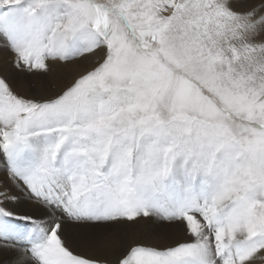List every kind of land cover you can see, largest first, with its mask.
<instances>
[{
    "label": "snow or ice",
    "instance_id": "6c2138e0",
    "mask_svg": "<svg viewBox=\"0 0 264 264\" xmlns=\"http://www.w3.org/2000/svg\"><path fill=\"white\" fill-rule=\"evenodd\" d=\"M0 49L4 264H264V0H0Z\"/></svg>",
    "mask_w": 264,
    "mask_h": 264
},
{
    "label": "bare ground",
    "instance_id": "6f19581e",
    "mask_svg": "<svg viewBox=\"0 0 264 264\" xmlns=\"http://www.w3.org/2000/svg\"><path fill=\"white\" fill-rule=\"evenodd\" d=\"M2 53V49H0V56ZM75 73V70L73 68H61L59 66H57L51 76L48 78L49 80H62L67 76H71ZM53 75H55L56 77L53 78ZM36 83H38V91L40 94H45L46 93V83L47 81H39V80H35ZM20 90L23 94L25 95H30V88L24 84L21 83L20 86ZM169 224V223H167ZM167 231L171 232L172 236H174V238H172L169 241H165L163 239H161V243H175L176 241H180V240H185L187 239V237H185V235L182 232H179L173 225H170L169 227L165 228ZM166 233V232H165ZM153 234V233H152ZM151 235V234H150ZM169 235V234H168ZM164 236V235H163ZM167 236V235H166ZM74 252H78L81 255H92L94 254V252L96 251V249H91V248H78V249H73ZM6 260V257H4L3 255H0V264H4V261Z\"/></svg>",
    "mask_w": 264,
    "mask_h": 264
},
{
    "label": "rangeland",
    "instance_id": "374dc122",
    "mask_svg": "<svg viewBox=\"0 0 264 264\" xmlns=\"http://www.w3.org/2000/svg\"><path fill=\"white\" fill-rule=\"evenodd\" d=\"M7 53H5L2 50L1 56H0V65L3 64V61L6 59L7 57ZM56 76L53 75V78H55ZM33 83L36 85V91H38V83L35 82V80L33 81ZM33 89L30 88V92L32 94ZM39 92V91H38ZM2 174V173H0ZM151 219V218H150ZM157 223L159 224V236L161 237V239L165 240V241H169L172 238H174V236H172L171 232L167 231L165 228L169 227L171 224H167L166 222L163 221H157ZM137 229H138V233L141 236H151L153 235L150 229V225L148 223V221H143L142 223H140L139 225H137ZM166 232V233H165ZM151 234V235H150ZM169 234V235H168ZM164 235V236H163ZM167 235V236H166ZM5 257V256H4Z\"/></svg>",
    "mask_w": 264,
    "mask_h": 264
}]
</instances>
